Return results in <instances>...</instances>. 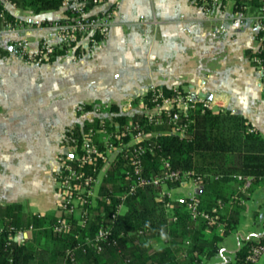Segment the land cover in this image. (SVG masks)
<instances>
[{
  "label": "crops",
  "instance_id": "1",
  "mask_svg": "<svg viewBox=\"0 0 264 264\" xmlns=\"http://www.w3.org/2000/svg\"><path fill=\"white\" fill-rule=\"evenodd\" d=\"M2 1L20 23L13 31L0 34V48L7 51L0 56V146L10 149L12 125L37 130L47 141L41 148L45 157L37 179H29L28 168L24 179L21 176L14 181L6 169L1 170L0 207L21 204L25 213L59 215L60 195L53 171L67 127L98 116L110 118L111 104L126 115L141 113L138 96L151 84L167 88L182 85L198 95H209L202 97L213 109L243 115L264 134V93L250 59L252 35L246 29L232 28L226 39H213L209 34L212 23L194 0H108V5H116V12L106 37L86 50L32 63L10 52L9 42L25 36L36 49L43 35L54 33L49 23L64 19L66 11L62 7L34 14L9 0ZM105 5H94L90 12L97 13ZM37 70L47 76H38ZM86 104L92 109H84ZM96 105L106 109L98 115L93 110ZM19 137L23 143L28 139L22 131ZM234 181L237 186L225 203L243 207L241 218L254 190L241 194V182ZM165 188L177 199L203 191V185L192 180ZM237 197L241 200L236 202ZM263 232L264 221L259 232L243 240H258ZM16 236L15 240L27 238L29 232Z\"/></svg>",
  "mask_w": 264,
  "mask_h": 264
},
{
  "label": "trees",
  "instance_id": "2",
  "mask_svg": "<svg viewBox=\"0 0 264 264\" xmlns=\"http://www.w3.org/2000/svg\"><path fill=\"white\" fill-rule=\"evenodd\" d=\"M9 1L34 14L58 10L63 5V0ZM97 3L98 0H87L86 7L90 9ZM1 12L12 24L20 23L4 8L2 0ZM95 39L102 40L97 35ZM6 54L7 51L0 48V56ZM61 54L62 51L54 52L41 62H50ZM162 87L165 92H171ZM178 87L183 89L182 85ZM149 95L144 96L146 100ZM147 104L151 103L148 101ZM83 107L92 109L91 104ZM109 111L113 113L110 118L98 116L83 125L67 128L64 137L68 143L79 147L82 133L90 128L98 130L102 124L109 131L116 129V125L121 128L124 124H138L146 134L140 142L144 149L141 155L143 174H161L165 160L172 169L191 172V176L199 178L203 185V191L197 197L200 199L199 208L205 211H211L218 201L227 203L237 186L234 181L237 175L252 177L250 192L264 182V134L243 115L222 108L198 109L191 115L193 121L186 134L180 136L167 131L166 125L150 123L142 112L126 115L116 104H111ZM123 138L128 141L130 136ZM124 153H119L107 166V177L101 181L94 205L83 206H88L89 212L84 226L78 223V217L61 213L60 217L67 221L70 230L56 232L53 226L58 215L25 213L21 204L1 206L0 264H63L69 250L75 254V261L70 264H124L126 259L133 264H205L217 254L223 238L236 229L243 207L225 203L226 206L219 211L220 221L224 224V231L220 234L216 223L210 224L201 217L192 218L187 197H168L161 193L160 186L138 187L121 201L117 195L127 190L132 170ZM86 170L90 171V167ZM179 185V182L168 183L171 188ZM121 202L122 211L117 212ZM101 226L110 227L112 237L103 244L102 251L97 252L84 244V239L93 236ZM20 231L29 232V236L15 240ZM78 243L81 245L76 248ZM255 243V239L243 240L235 251L234 264L251 263L247 256Z\"/></svg>",
  "mask_w": 264,
  "mask_h": 264
},
{
  "label": "built area",
  "instance_id": "3",
  "mask_svg": "<svg viewBox=\"0 0 264 264\" xmlns=\"http://www.w3.org/2000/svg\"><path fill=\"white\" fill-rule=\"evenodd\" d=\"M194 2L202 9L205 19L212 23L209 34L213 39H226L232 28H243L250 32L254 41L250 59L264 93V0H194ZM98 4L106 5L97 13H91L90 9L86 7L87 0H63L61 8L63 7L68 12L64 19L49 23V26L54 29L53 34L43 35L39 39L36 49H32L28 37L13 39L9 42V51L26 62L32 63L47 60L52 53L58 51H62V54H70L77 50L88 49L97 44L96 35L102 39L106 37L115 18V4L108 5V0H98L96 5ZM18 26L19 24H12L2 12L0 13V34L13 31ZM182 30L189 32L188 27H183ZM169 89L171 92L167 93L162 86L151 84L138 96L139 104L142 113L150 123L166 125L168 126L167 131L184 136L193 121L192 113L198 109L213 107L209 100L198 94L193 95L191 89H180L178 86ZM147 93L150 94L147 98L150 105L147 104L148 101L144 97ZM105 109L96 105L93 110L99 115ZM95 136L98 142L95 140ZM123 136H130V138L128 141H124ZM145 137L146 134L138 124H124L121 128L116 125V129L112 131H109L103 124L98 130L90 128L82 133L79 147L76 144L68 143V139L64 137L61 151L57 156V165L53 171L60 194L58 206L60 213L53 226L54 231L68 232L70 230L67 221L60 217L61 213L78 217V223L84 226L89 212L88 206H83L94 205L101 181L107 177V166L123 151L132 170L131 183L127 190L117 195L121 201L133 194L138 187L160 186L161 193L171 197L170 190L165 188L170 182L182 183L192 180L195 183H200V179L193 178L191 172L172 169L167 160L163 162L164 168L161 174L144 175L141 160L144 149L140 142ZM87 167H90L88 172H86ZM236 177L241 182L238 187L241 194H245L252 185V177L243 175ZM106 199L108 200V198ZM240 200V197L235 199L236 202ZM222 205L223 203L218 201V205L211 211L201 210L199 208L200 199L197 195L187 196V208L192 218L201 217L210 224L216 223L220 234L224 231V224L221 223L219 215ZM119 211H122V202L117 206V212ZM22 233L20 231L18 234ZM111 237L112 229L108 226H101L93 236L85 237L84 244H88L100 252L103 249V244ZM80 245L81 243H78L76 248H79ZM83 251H85L84 248ZM262 255H264V232L250 247L247 260L252 263ZM73 261H75L74 251L69 250L63 264H70ZM124 264L133 263L126 259Z\"/></svg>",
  "mask_w": 264,
  "mask_h": 264
},
{
  "label": "rangeland",
  "instance_id": "4",
  "mask_svg": "<svg viewBox=\"0 0 264 264\" xmlns=\"http://www.w3.org/2000/svg\"><path fill=\"white\" fill-rule=\"evenodd\" d=\"M35 73H37L38 76H47L40 70H37ZM9 131L12 136L13 143L10 149H5L0 146V172L1 170L6 169V173L14 181L21 176L24 179L28 168V176H30L29 179H37V175H40L39 167L42 165L45 157L43 149L41 148L43 143L45 144L47 141L46 137L38 135L37 130L30 131L29 128L22 129L21 125H12ZM21 131L24 136L26 135L24 139H27L28 137L24 143L19 137ZM63 139L64 136L62 140ZM56 152L57 151H55V153ZM263 221L264 182L255 187L246 209L242 212L236 229L228 232V234L220 242V250L218 253L212 256L205 264H234L236 260L235 251L239 245L243 243V239H245L249 234H256L259 232L263 227ZM160 244L161 243H158V245ZM259 260L260 261L258 262L248 264H262L264 256H261Z\"/></svg>",
  "mask_w": 264,
  "mask_h": 264
},
{
  "label": "water",
  "instance_id": "5",
  "mask_svg": "<svg viewBox=\"0 0 264 264\" xmlns=\"http://www.w3.org/2000/svg\"><path fill=\"white\" fill-rule=\"evenodd\" d=\"M192 94L195 95V94H196L195 91H192ZM199 95H200V96H205L206 98H210L209 95H205V94H202V93H200Z\"/></svg>",
  "mask_w": 264,
  "mask_h": 264
}]
</instances>
